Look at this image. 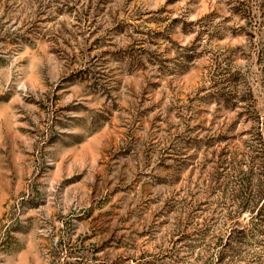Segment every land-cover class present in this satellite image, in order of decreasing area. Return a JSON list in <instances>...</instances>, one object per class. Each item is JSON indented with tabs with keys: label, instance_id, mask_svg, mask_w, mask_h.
Returning a JSON list of instances; mask_svg holds the SVG:
<instances>
[{
	"label": "rangeland",
	"instance_id": "374dc122",
	"mask_svg": "<svg viewBox=\"0 0 264 264\" xmlns=\"http://www.w3.org/2000/svg\"><path fill=\"white\" fill-rule=\"evenodd\" d=\"M263 34L264 0H0V264H264Z\"/></svg>",
	"mask_w": 264,
	"mask_h": 264
},
{
	"label": "trees",
	"instance_id": "16d2710c",
	"mask_svg": "<svg viewBox=\"0 0 264 264\" xmlns=\"http://www.w3.org/2000/svg\"><path fill=\"white\" fill-rule=\"evenodd\" d=\"M255 61L257 62V68L260 76L262 75V78L260 79L259 84H261L262 88L264 89V34L262 35L260 42H258V46L255 49ZM261 123H259L260 126ZM264 128V127H263ZM261 128H259L258 136L261 140H264V137L262 138ZM264 199L262 200V202Z\"/></svg>",
	"mask_w": 264,
	"mask_h": 264
}]
</instances>
